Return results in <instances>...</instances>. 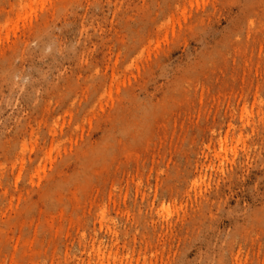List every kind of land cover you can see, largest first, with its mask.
<instances>
[{"label":"rangeland","instance_id":"374dc122","mask_svg":"<svg viewBox=\"0 0 264 264\" xmlns=\"http://www.w3.org/2000/svg\"><path fill=\"white\" fill-rule=\"evenodd\" d=\"M0 264H264V0H0Z\"/></svg>","mask_w":264,"mask_h":264}]
</instances>
